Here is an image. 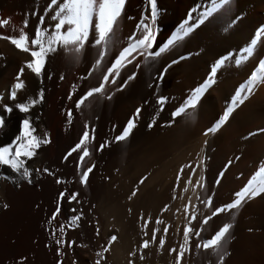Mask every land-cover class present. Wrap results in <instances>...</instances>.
<instances>
[{"label": "bare ground", "instance_id": "1", "mask_svg": "<svg viewBox=\"0 0 264 264\" xmlns=\"http://www.w3.org/2000/svg\"><path fill=\"white\" fill-rule=\"evenodd\" d=\"M216 2L218 0H158L159 15L156 25H153V30L157 31L155 43L163 44L173 32H177L189 10L194 11L195 17ZM48 3L49 0H13L11 8L16 34L27 33L30 48L39 16L45 17L43 27L50 29L54 23L50 20L52 12L45 13ZM34 10L37 12L35 16L32 15ZM149 11L147 0H126L104 48L105 56L96 68L92 65L99 58L100 46H93L92 43L95 39L94 27L80 52H75L72 45H61L57 46L56 52L49 53L44 69L54 86V93L69 74L72 76L67 81L73 93L71 99L62 91L56 95L58 101L53 113L58 117L60 127L56 126L54 130V152L63 159L65 152L79 141L87 123L89 139L82 147H87V158L97 165V169H101V180L110 182L115 192L128 197L136 189L134 197L140 202L141 215L153 221L145 228L149 235L153 227L162 229L164 224L169 226V232L164 237L165 245L158 253L164 259L175 258V253L169 255L168 249H178L184 243L183 228L195 212L196 219L188 226L193 233L199 231V236L190 235L186 245L189 250L181 264H264V196L212 217L207 224L200 223L204 217L211 215L201 203L207 196H212L214 210L231 202L233 193L248 180L252 179L257 185L264 182V74L258 71V62L264 59V36H257V30L264 27V0H231L230 11L218 10L219 14L214 13L215 19L211 23L202 26L194 36L178 42L155 62L145 64L143 57H137L120 70L115 84H106L102 94H94L77 110L75 100L89 88L98 86L107 67L127 45L128 37H140L139 25L145 20L150 23ZM236 15L243 17L242 22L230 32L223 31L231 17ZM25 20L28 22L26 28L23 26ZM252 40L257 41L256 45H251ZM6 46V42L2 41L0 52ZM249 46L253 47L250 57L242 51ZM229 51L233 53V58L218 70L215 84L204 95L197 109L188 110L191 115L177 117L169 126L171 112L193 88L202 83L214 60ZM188 53L192 54L190 58L172 65L165 71L163 79L157 81L156 77L166 64ZM25 56L16 60L12 76L23 65V59L29 58V55ZM240 56L246 59L236 66L235 58ZM136 64H140V68H135ZM89 69L91 75L88 74ZM254 70L261 82L243 103L236 106L217 133L204 136L203 130L218 120L231 97L247 82ZM133 71L137 73L135 79L119 90ZM109 95L111 99L106 98ZM161 95L168 98L163 110L156 104L157 96ZM137 107L141 108V114L135 133L125 141L111 143ZM69 109L73 113L71 119L67 117ZM153 119L154 126L149 128L147 125ZM93 135L95 139L91 138ZM105 141L109 142L108 147L97 151ZM77 160L78 153H73L66 160V166H73ZM188 164L196 166L195 173L189 180L191 169L185 167L177 185L179 169ZM222 170L224 176L217 184L218 173ZM200 177L204 178L203 188L197 184ZM141 178H145L142 184L138 183ZM174 185H177L175 192ZM64 187H75L81 191L79 182L72 184L67 181L47 188L25 187L9 193L10 211L0 219V253L4 257L16 258L26 252L37 256L42 264H54L52 233L56 226L54 220L49 222V218L56 194ZM173 196L175 199H172ZM165 204L169 205L170 211L162 213L160 210ZM185 205H188V217L183 219ZM156 218L163 224L155 225ZM225 223L231 225L230 231L218 248L205 250L196 247L211 239ZM160 235L158 232L157 237ZM46 244L49 247H45ZM155 244L158 245V240ZM218 252L223 255V261L219 260Z\"/></svg>", "mask_w": 264, "mask_h": 264}, {"label": "snow or ice", "instance_id": "2", "mask_svg": "<svg viewBox=\"0 0 264 264\" xmlns=\"http://www.w3.org/2000/svg\"><path fill=\"white\" fill-rule=\"evenodd\" d=\"M126 0H49L48 5L45 8V13L52 12L50 16V20L54 22L50 29L49 27H43L44 25V15L39 16L38 24L35 27L34 36L30 40L31 48L29 47V39L27 33L21 32L18 37L12 36H0V39L8 41L11 45H14L17 50L22 53L28 54L31 59L24 62V65L19 68L18 72L15 76V82L12 84L7 99L15 102L17 98L18 91L22 90L25 87L24 81L21 79L25 70L27 69L37 78L42 77V73L45 68V64L47 61V57L49 53H54L57 50V46H65L68 45L74 46L75 52H80L86 42H88V37L90 35V30L94 27L95 29V39L92 41L93 46H100L99 58H97L92 65V68H96L101 64V60L105 56L104 48L108 44V40L110 35L113 33L114 26L117 24L118 19L121 16L122 10ZM147 4L149 6V15H150V23L145 20L140 25L141 35L139 38H136L135 35L128 37V43L125 47H123L119 54L116 55L115 59L111 62V65L107 67L106 72H104L102 79L99 81L97 87H91L87 91H85L82 95L79 96V99L75 100L74 107L79 110L81 105L88 100V98L93 97L94 94H102L105 90L106 84H115L117 81V77L120 75V70L124 68L127 64H131L137 57H143L145 64L150 62H155L157 58H159L162 54H164L167 50L176 46L178 42H183L186 38L190 36H194L196 31L200 30L202 26H207V24L212 22V19H215L214 13H218V10H223L225 13L230 11L231 0H218V2L214 3L212 7L207 8L205 11L200 12L198 16L194 17V11L189 10L186 15L184 21L178 26V31L173 32L170 35V38L163 44L157 45L155 43L157 31L153 30V25H156L158 20V0H147ZM36 10L33 11L32 15H36ZM211 18V19H210ZM93 20H95L93 24ZM243 17L236 15L231 17L230 23L226 24L223 27V31L230 32L232 28H234L237 24L241 23ZM7 20H0V26L7 24ZM27 20L23 22V26L27 27ZM257 36H264V27H261L257 30ZM257 41L252 40L251 45H256ZM35 49V50H33ZM247 53L250 57L253 54V47L249 46L242 50ZM200 53L198 52L197 55ZM192 54L188 53L187 55H180L175 59H172L168 64L164 66V68L159 73L158 77H156L157 81L163 79L165 71L170 68L172 65L178 64L180 61L187 60L190 58ZM233 58V53L231 51L219 56L214 60V62L210 65L209 71L206 74V77L197 87L193 88L188 96L185 97L184 101L175 108L171 112V121L169 122V126L172 121H175L177 117H183L185 114L191 115V112L188 110L197 109L200 101L207 93V91L215 84L216 76L218 75V70L225 66L226 62ZM243 59L246 57L240 56L235 58V65L240 66ZM135 68H140V64H136ZM258 71L261 74H264V59H260L258 62ZM89 75L92 74L91 69H89ZM137 73L135 71L132 72L131 75H128L127 78L120 85L119 90H123L130 81L134 80ZM111 77V79H110ZM62 80L63 77L61 76ZM261 80L257 75V71H252L250 77L247 82L237 91L232 97L228 106L223 111L222 115L218 118V120L210 127H207L203 130L202 134L204 136H208L209 134L217 133L223 125L229 120L230 115L236 108L238 104L244 102V99H247L248 95H250L254 89V87L260 83ZM44 90L41 88L37 97L28 101L27 103L14 104L13 106H9L8 104H4L0 106V111L4 114H10L15 110H18L21 113H29L31 108L35 107L36 104L40 103L44 99ZM243 93V99L241 98V94ZM73 93L70 92L68 94V98H72ZM107 99H111L109 95L106 97ZM167 97L165 96H157L156 104L160 107V110H163V106L167 101ZM72 110L69 109L67 111V117L71 119ZM141 114V108L137 107L133 112L132 116H130L127 120V123L122 128L119 135L115 136L111 143H119L126 140L132 130L136 127L135 119H138ZM5 115H0V128L5 126ZM155 119L152 122L148 123V127L152 128L154 126ZM35 130L32 127L31 120L25 118L20 122L19 135L15 136L14 139L6 145H0V166H6L7 169L10 170L11 173H15L18 175L19 179L26 181L28 184H32V171L25 166V160H31L35 155L38 149H40L41 145H47L50 143V138L48 134L45 133L42 137H37L34 134ZM94 132V129H93ZM95 139L94 135L91 137ZM89 139V125L85 123L84 131L79 141L75 143L70 149H68L63 157V160H68L69 157L72 156L73 153H78L77 160V170L80 171L79 182L81 185H85L88 182L89 175L93 172L95 165L85 166L81 170V165L84 163L85 158L89 156V151L87 147H82L86 144V141ZM109 142L105 141L100 144L97 151H102L106 147H108ZM82 149V151H81ZM202 163V160H201ZM231 164V161L228 162ZM190 168L191 172H189V180L193 173H195L196 166L192 164L181 166L177 175L176 181L177 185L180 181V174L184 171V168ZM227 167V166H226ZM40 169H35L37 174L40 173ZM43 172L47 175H52L49 172L48 168H44ZM224 176V171L218 173V179L216 181L217 184L220 183V180ZM9 177L7 175H0V179L7 180ZM145 178H141L138 183H144ZM203 177L197 180V184L203 188ZM63 181L60 179H56V183L60 184ZM187 183V182H186ZM173 186V192H175V187ZM20 185L17 183L16 187ZM136 189L131 191V195L128 197L132 199V197L136 196ZM78 193L72 192L66 196L64 191L59 192L57 196V202L55 205V210L52 213V216L49 218V222L55 219L61 212V204L62 202H67L71 204L73 201L77 200ZM264 196V182L260 184H255L252 179L248 180V182L239 190L233 193L234 199L226 204H223L219 207L213 208V198L212 196H207L204 201H201L205 208H208L211 212L210 216L204 217L200 223L207 224L208 221L212 217H216L224 212H229L231 210L237 209L246 201L252 200L256 197ZM175 199V196L172 197ZM9 205L7 203L3 204V208L7 209ZM69 211L73 213V215L69 218V224H76L81 219V214L77 212V209L70 208ZM163 212L170 211L169 205L165 204L161 210ZM179 211V210H178ZM184 212L187 215L188 213V205L184 206ZM138 220H141L143 223V227L147 228L150 223H153L151 218H145L143 216H138ZM196 219V214L193 212L191 214V219L188 221V224H191L192 220ZM155 225L159 226L163 224L159 218H156L154 221ZM185 225L183 228V240L184 243L179 245V248H169L168 254L172 255L175 253V264H181V260L184 257L185 253L188 252V248L186 245L189 242L190 235L199 236V231L193 233L192 229ZM231 225L228 223L223 224L215 234L211 237V239L203 242V244H197L196 247L203 248L205 250L208 249H216L220 246L222 240L226 237V235L230 231ZM61 233V237L54 239L53 244L56 246V255L57 261L56 264H63L62 260L59 258L61 255L60 248L61 246L66 245L68 248H71L74 241L65 240L63 238L64 226L61 225L59 229ZM160 232L161 235L159 238L157 237V233ZM169 232V226L164 224L163 228L153 227L151 229L150 235L148 232L144 234L149 236L148 239H142L137 246V249L134 251H130L128 256V264H133V258L139 256L140 260L144 259V256L141 254L142 250L148 249L151 244L157 243L159 247H163L165 245L164 237ZM55 235V233H52ZM99 234V230L97 229V235ZM117 240L116 235H111L107 240L108 247H103L101 252H98L96 255L98 259L94 261V264H107V261L103 255L109 251V247ZM45 247H49V245H45ZM219 256V260L223 261V255L219 252L217 253ZM13 264H28L27 256H20L18 260H14ZM75 264V262H73Z\"/></svg>", "mask_w": 264, "mask_h": 264}, {"label": "rangeland", "instance_id": "3", "mask_svg": "<svg viewBox=\"0 0 264 264\" xmlns=\"http://www.w3.org/2000/svg\"><path fill=\"white\" fill-rule=\"evenodd\" d=\"M12 6L13 0L1 1L0 20H7L8 23L0 26V36L18 37ZM2 41H5L7 46L3 47L0 52V106L8 104L14 107V104L27 103L37 97L41 88L44 90V99L31 108L29 113H21L15 109L10 114H4L0 111V115H5L6 121L5 126L0 128V145L9 144L15 136L19 135L20 122L25 118L31 120L32 127L35 130L34 134L37 137H42L47 133L50 143L41 145L31 160H25V166L32 171V184L19 179L18 175L11 173L6 166H0V175H7L9 177L7 180L0 179V219L5 217L10 211L9 193L20 191L25 187L47 188L57 184L56 179L63 181L58 185L67 181L75 184L79 182L80 176V171L76 167L77 162L73 166L67 167L66 161L54 152V130L56 126L60 127L58 117L53 113L58 101L56 95L58 96L60 91H62L68 96L71 87L69 85L70 82L67 80L68 77L71 78L72 74H69L66 81L60 84L62 86H58L59 88L55 94L54 86L45 69L41 78L35 77L34 74L26 69L21 77L25 87L18 91L15 102L8 100L9 90L15 82L16 75L12 76L15 62L18 58H23V55L25 56L26 53L20 52L6 40L0 39V44ZM26 55L28 56V54ZM29 59H31L30 56L28 59H23L22 64L24 65V62ZM138 122V119H135L136 127L128 138L137 130ZM126 123L127 121L124 122L123 127ZM93 164L86 157L84 163L81 165V170L85 166ZM44 168H48L52 175L45 174L43 172ZM35 169H40V173L37 174ZM100 172L101 169H97V165H95L93 172L89 175L88 182L85 185L80 184L81 191L75 187H64L57 192L53 201L52 213L55 210L59 192L64 191L66 196L72 192L78 193L77 200L79 203L76 201H73L71 204H68L66 201L62 202L60 214L53 219L56 226L53 240L61 237L59 229L63 225V238L66 241H74L71 248H68L66 245L60 248L61 255L59 258L63 264H73V262L75 264H94V261L98 259L96 254L101 252L103 247H108L107 240L111 235H116L117 240L109 247L108 252L103 253L107 264H128L129 252L136 250L142 239H148L144 234L145 228L142 221L137 218L138 216H142L138 198L132 197V199H129L126 194L115 192L114 186H111L110 182H103L101 180ZM17 183L20 185L19 187H16ZM5 203L9 205L7 209L3 208V204ZM187 203L189 204L188 201ZM70 208L77 209V212L81 214V219L76 224H69V218L73 215L69 211ZM181 217L184 219L188 215L183 213ZM97 229L99 230L98 235ZM53 251L55 255L54 264H56L55 245ZM159 251V245L155 243L151 244L148 249L142 250L141 254L144 256V259L140 260L139 256H136L133 258V264H175V259L166 260L158 254ZM22 255L28 257V264H42L37 256L26 252L16 258L4 257L0 253V264H13L14 260H18Z\"/></svg>", "mask_w": 264, "mask_h": 264}]
</instances>
